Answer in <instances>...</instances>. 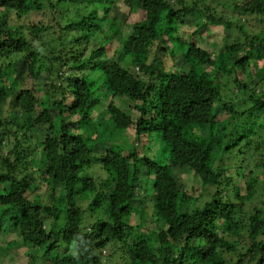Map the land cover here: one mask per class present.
Instances as JSON below:
<instances>
[{
    "label": "trees",
    "instance_id": "trees-1",
    "mask_svg": "<svg viewBox=\"0 0 264 264\" xmlns=\"http://www.w3.org/2000/svg\"><path fill=\"white\" fill-rule=\"evenodd\" d=\"M118 1L0 0L5 249L36 264H264V197L246 203L264 179V28L214 7L246 19L264 0H121L128 25ZM217 26L239 37L203 45ZM66 66L77 74L57 83Z\"/></svg>",
    "mask_w": 264,
    "mask_h": 264
},
{
    "label": "rangeland",
    "instance_id": "rangeland-1",
    "mask_svg": "<svg viewBox=\"0 0 264 264\" xmlns=\"http://www.w3.org/2000/svg\"><path fill=\"white\" fill-rule=\"evenodd\" d=\"M117 5H112V11L111 13L114 14L118 19L120 20H126V24H132L133 21H131V15L128 13V11L126 10V6L124 5V3L121 2V0L118 1V3L116 2ZM214 7L216 9L217 12H219L220 14H222V16H224L225 18H234V17H239L241 19V22L244 20V22L247 21V24H249L248 26H250V24H252V27L250 29V32L249 33H252L253 36L254 35H257L258 32H260L263 28H264V22L262 21V19L264 20V15L260 14H255L253 17H247L246 19H244V16H240V14L236 11H231V10H228L226 7H223V6H220V5H215L214 4ZM99 15H98V22L102 23L103 22V17H102V9L101 7H99ZM138 17L142 18L144 17V13L141 11L138 12ZM32 21L36 22L38 21V14L37 13H34L33 14V18H32ZM188 27H190V24L188 25ZM187 27V28H188ZM185 28V29H187ZM96 31H94L93 33H95ZM207 31L204 32V36H205V40H200V42L203 44V45H212L214 44L215 42H221V45L220 47L222 48V44L224 43V37L227 38V43H229V41L231 40H234L235 38L239 37V33H238V30L236 29V27L234 26L232 31H225L223 30L222 26H217V27H214L212 28L211 30V33H210V37L209 39L210 40H206L207 39ZM212 34H213V38H212ZM95 40H90V42L94 41L95 43L96 42H101V33L99 31H97V33L95 34ZM126 40V39H124ZM126 42V41H125ZM156 46V44H155ZM217 46V45H216ZM165 47V46H164ZM155 48V47H154ZM122 48H119L117 49L118 51H120ZM174 51V50H173ZM175 52V51H174ZM174 52L172 51H167L166 54L162 55V64H160V66L163 68V70L165 71H168V70H171L173 66H175L176 64V58H173L174 57ZM88 52H85V54H87ZM114 53H110V58H112V56H115L113 55ZM71 55L70 54H66L65 56V59L67 60V62L71 59ZM49 61H46V60H42V64L40 66V77L39 79H37L35 81V83H37L38 85H41L42 86V83L44 82H47L48 80V76H47V69L49 68ZM56 71L54 70L53 71V75L51 77V79H53L54 81L56 80L55 78V73ZM77 74V71L75 72H72V70L69 68V66H66L65 68L62 69V71L59 73V75L62 76V80H58L56 81L57 83H62L64 80H66L67 78L71 77V74ZM232 80V79H231ZM55 82V83H56ZM56 83V84H57ZM31 84V83H30ZM66 84V82H65ZM224 86H226V89H225V92L227 93H232L231 90L234 89V86L232 85L231 81L229 80L228 82H224ZM258 90H261V88H258L256 87L255 88V91H258ZM231 98H233V96L231 95ZM119 102H123V100L119 99ZM13 139V138H11ZM159 146V145H158ZM40 149V146L39 145H35L33 146V150H34V153H33V164L36 166V167H40V166H43V162L41 161L40 159V155H41V151L42 150H39V151H35V148H38ZM152 150H155V146H152ZM159 151H162L161 147L159 146ZM231 173H235V171H232ZM256 175V176H255ZM254 177H258L257 179V192L256 194L254 195V197H250V201H248L249 199H246V196L247 195H244V198L246 199V203H258V202H261L263 200V197H264V193L262 191V187H263V184H264V179L260 176L259 172L258 171H255V173L253 174V178ZM183 183H184V186L185 188H187L186 190L189 191V192H192L193 194V197L197 196L198 195V192L200 191V183H199V180L197 178H195V180L193 181V190H191L190 186H189V179H187V177H181ZM30 182L31 184L35 187L37 186V189H38V193L42 194V190H43V186L40 185V182L39 180L37 179V176L33 175L31 176V179H30ZM188 182V183H187ZM227 192H225L224 195L227 196ZM252 198V199H251ZM193 200V199H192ZM193 207V204L191 203V206L189 208H187L188 210H190L191 208ZM147 212H151V207L149 206L147 208ZM152 220V219H151ZM148 221V220H147ZM11 239V236H6L5 234L3 235V233L0 235V264H36L35 263V260L34 259H29L26 257L25 255V251L26 249H22V252L21 253H17L16 254V251H7V249H5L6 245L9 243V240ZM27 252H28V249H27ZM34 253H36V251H32ZM107 252V250H106ZM108 255H109V252H107V254L102 257V262L104 264H107V263H112V264H123V262L120 260V255L117 254V255H113V256H110L109 257V261L107 262V258H108ZM14 257V258H13Z\"/></svg>",
    "mask_w": 264,
    "mask_h": 264
},
{
    "label": "clouds",
    "instance_id": "clouds-1",
    "mask_svg": "<svg viewBox=\"0 0 264 264\" xmlns=\"http://www.w3.org/2000/svg\"><path fill=\"white\" fill-rule=\"evenodd\" d=\"M137 70V68H135Z\"/></svg>",
    "mask_w": 264,
    "mask_h": 264
}]
</instances>
